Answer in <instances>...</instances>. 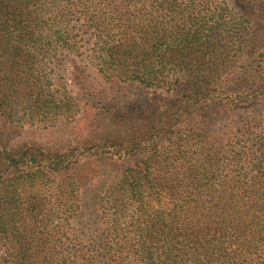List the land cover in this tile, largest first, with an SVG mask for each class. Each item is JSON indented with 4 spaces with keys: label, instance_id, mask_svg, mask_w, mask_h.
Here are the masks:
<instances>
[{
    "label": "trees",
    "instance_id": "16d2710c",
    "mask_svg": "<svg viewBox=\"0 0 264 264\" xmlns=\"http://www.w3.org/2000/svg\"><path fill=\"white\" fill-rule=\"evenodd\" d=\"M0 264H264V0H0Z\"/></svg>",
    "mask_w": 264,
    "mask_h": 264
},
{
    "label": "rangeland",
    "instance_id": "374dc122",
    "mask_svg": "<svg viewBox=\"0 0 264 264\" xmlns=\"http://www.w3.org/2000/svg\"><path fill=\"white\" fill-rule=\"evenodd\" d=\"M61 69H57V75L61 73ZM62 79V78H60ZM67 90L73 95L76 93V88L68 83L65 85ZM115 92V91H114ZM113 94V95H112ZM108 93V103L113 107H121V103L117 100L118 96L115 93ZM124 104H126L124 102ZM85 102H83L82 107H84ZM88 112L80 114L75 121L59 120L54 124V127L51 129H35L27 137H30L34 141L44 144L46 147H58L64 139L66 138H75V137H84L92 133L95 129L96 121L93 119V114L87 109ZM108 124V123H106ZM113 128V126H109ZM120 128V127H119ZM104 164H107L104 162Z\"/></svg>",
    "mask_w": 264,
    "mask_h": 264
}]
</instances>
